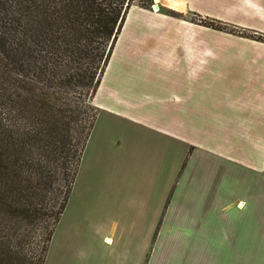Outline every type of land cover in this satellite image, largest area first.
Wrapping results in <instances>:
<instances>
[{"label": "crops", "instance_id": "1", "mask_svg": "<svg viewBox=\"0 0 264 264\" xmlns=\"http://www.w3.org/2000/svg\"><path fill=\"white\" fill-rule=\"evenodd\" d=\"M155 2L126 15L47 261L264 264V44L231 47L170 13L264 25V0Z\"/></svg>", "mask_w": 264, "mask_h": 264}, {"label": "trees", "instance_id": "2", "mask_svg": "<svg viewBox=\"0 0 264 264\" xmlns=\"http://www.w3.org/2000/svg\"><path fill=\"white\" fill-rule=\"evenodd\" d=\"M132 2L0 0V264H45Z\"/></svg>", "mask_w": 264, "mask_h": 264}, {"label": "rangeland", "instance_id": "3", "mask_svg": "<svg viewBox=\"0 0 264 264\" xmlns=\"http://www.w3.org/2000/svg\"><path fill=\"white\" fill-rule=\"evenodd\" d=\"M135 2L139 3H147L150 2V0H133L132 4ZM155 0H152V5L151 7L153 8L155 5ZM155 10V9H153ZM182 10V9H181ZM229 9H226V12L228 13ZM259 11V9H257ZM255 10V11H257ZM180 11V10H179ZM218 11V10H216ZM238 14L239 10L238 9H233ZM220 12H223L222 9H220ZM218 13L216 16L213 17H203V15L195 12V11H188L187 12H178V11H170L171 14L175 15L176 17L184 18L191 20L195 23L200 24L199 31L202 33L204 31H209L212 32L216 35L217 37V42L219 43H225V44H230V46H236V47H255L264 44V25L259 24V15H256L257 17L253 18L251 17V14H241L244 16L239 15L236 17H233V14L230 19L231 20H238V22H226L225 19L221 14ZM256 14V13H255ZM254 15V14H253ZM243 18V20H242ZM251 20H254V22H251ZM205 26V27H204ZM230 37V39H227ZM217 81H228V80H238L234 75H230L228 71H223L221 76L216 78ZM93 107H94V112L95 114L98 112V107L94 103L93 99ZM168 150V155H167V161L170 163L175 159V156L172 155V153L169 152ZM83 153V151H82ZM82 154L79 156V159L74 162V171L77 169V166L79 165V162L81 160ZM89 157V153L87 156H84V161L87 163ZM79 175V174H78ZM80 179V178H79ZM79 182V180H78ZM58 186V183L56 184ZM79 185V183H78ZM73 186V184H72ZM72 189V188H71ZM78 191V189H76ZM50 202L49 205L56 206V202L58 201L56 197V190L50 194ZM72 206L74 207V203H72ZM94 208V206L91 205L90 209ZM48 219V218H47ZM42 230V227L40 228V231ZM51 255H50V260H48V256H46L45 264H51L54 260V255H53V249H51ZM79 254L74 253L72 254V258L76 259ZM75 262V261H74Z\"/></svg>", "mask_w": 264, "mask_h": 264}, {"label": "bare ground", "instance_id": "4", "mask_svg": "<svg viewBox=\"0 0 264 264\" xmlns=\"http://www.w3.org/2000/svg\"><path fill=\"white\" fill-rule=\"evenodd\" d=\"M157 1H159V0H157ZM175 7L181 8V5L178 6L177 4H175ZM155 8L158 9V7H155Z\"/></svg>", "mask_w": 264, "mask_h": 264}, {"label": "water", "instance_id": "5", "mask_svg": "<svg viewBox=\"0 0 264 264\" xmlns=\"http://www.w3.org/2000/svg\"><path fill=\"white\" fill-rule=\"evenodd\" d=\"M155 7H158V4H155Z\"/></svg>", "mask_w": 264, "mask_h": 264}, {"label": "built area", "instance_id": "6", "mask_svg": "<svg viewBox=\"0 0 264 264\" xmlns=\"http://www.w3.org/2000/svg\"><path fill=\"white\" fill-rule=\"evenodd\" d=\"M153 9H155V5H154Z\"/></svg>", "mask_w": 264, "mask_h": 264}]
</instances>
